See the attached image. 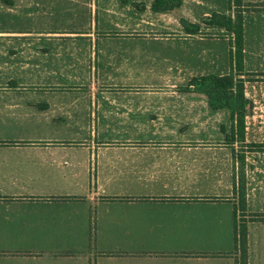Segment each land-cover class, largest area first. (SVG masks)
<instances>
[{
    "label": "crops",
    "instance_id": "crops-1",
    "mask_svg": "<svg viewBox=\"0 0 264 264\" xmlns=\"http://www.w3.org/2000/svg\"><path fill=\"white\" fill-rule=\"evenodd\" d=\"M13 1L0 28V264H235L227 111L178 88L179 70L209 66L182 22L229 14V0ZM263 199L249 182L247 210ZM263 222L248 224V264H264Z\"/></svg>",
    "mask_w": 264,
    "mask_h": 264
},
{
    "label": "rangeland",
    "instance_id": "rangeland-1",
    "mask_svg": "<svg viewBox=\"0 0 264 264\" xmlns=\"http://www.w3.org/2000/svg\"><path fill=\"white\" fill-rule=\"evenodd\" d=\"M247 1L256 4L264 0ZM13 5V0H0V28L9 27V21L13 17L10 8ZM199 24L201 32L190 37L188 42H191L199 53L202 52L199 56L202 55L203 58L207 56L209 66L204 64L201 67V64L198 66L195 62L193 69L179 70L178 77L187 81L178 88L185 92L193 90L191 86L189 87V79L208 74L224 75L233 71L229 54L230 32L208 26L203 22ZM244 25L245 65L242 74L236 73V76L244 79L245 93L252 104L245 118L244 135L239 132L238 127L233 131L232 120L227 110V122L222 125L221 130L223 131V140L235 145L237 153L241 155L239 160L237 159V171L245 173L246 189L248 190L250 182L253 195L260 196L264 195V12L244 13ZM112 33H120V31L114 28ZM164 33L170 34L169 37L178 41L181 40V35L178 32L169 30ZM233 133L234 136H232ZM256 203L255 205L261 207L263 211L261 213L264 214V202ZM259 225H264V222Z\"/></svg>",
    "mask_w": 264,
    "mask_h": 264
},
{
    "label": "trees",
    "instance_id": "trees-1",
    "mask_svg": "<svg viewBox=\"0 0 264 264\" xmlns=\"http://www.w3.org/2000/svg\"><path fill=\"white\" fill-rule=\"evenodd\" d=\"M180 0H156L154 7L163 9L178 6ZM229 14L213 13L204 19L203 23L218 27L230 32V63L233 71L229 74L218 75L208 74L194 77L189 83L194 91L205 93L209 97L213 109L227 110L232 120L233 131L236 128L244 135L245 118L251 108V100L245 93V81L242 74L245 65V25L244 13L264 12V1L251 3L247 0H229ZM184 31L188 34L201 32L199 23L188 21L182 22ZM188 87V88H189ZM235 134L233 133L232 136ZM232 143L234 141H231ZM230 143V142H229ZM234 149L235 159L239 160V153ZM242 160V157H241ZM245 173L235 171L234 192L236 204L234 206V240H235V264H248V224L252 221H264V214L261 212H249L247 210V189ZM242 213V215H241Z\"/></svg>",
    "mask_w": 264,
    "mask_h": 264
}]
</instances>
